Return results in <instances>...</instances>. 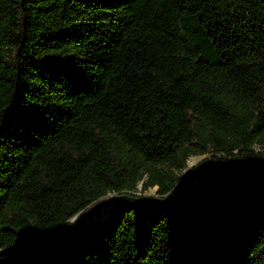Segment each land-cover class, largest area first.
Instances as JSON below:
<instances>
[{
    "label": "trees",
    "instance_id": "trees-1",
    "mask_svg": "<svg viewBox=\"0 0 264 264\" xmlns=\"http://www.w3.org/2000/svg\"><path fill=\"white\" fill-rule=\"evenodd\" d=\"M204 156L264 161V0H0V252L172 195ZM22 264H264V167Z\"/></svg>",
    "mask_w": 264,
    "mask_h": 264
},
{
    "label": "water",
    "instance_id": "water-1",
    "mask_svg": "<svg viewBox=\"0 0 264 264\" xmlns=\"http://www.w3.org/2000/svg\"><path fill=\"white\" fill-rule=\"evenodd\" d=\"M254 167H264V161H250L238 164H228L211 167L207 166L200 168L190 176L188 182L185 184L181 192L176 194L173 198L163 201L142 199L130 194L109 195L108 197L96 203L92 207V209L86 214L85 220L90 218V222L88 224L86 223L87 225L82 230H80L77 234L71 236L66 241L56 245L38 248L32 252H27L20 256L13 257L12 259H5L0 257V264H22L51 255L52 253L58 251L60 248L67 246L71 242H75L77 240L82 239L83 237L87 236L90 232H92L95 228L100 226L103 221V213H105V211L110 208L113 210L123 206L138 208H166L172 206H179L186 202L191 193L201 182L227 173L245 171Z\"/></svg>",
    "mask_w": 264,
    "mask_h": 264
},
{
    "label": "rangeland",
    "instance_id": "rangeland-1",
    "mask_svg": "<svg viewBox=\"0 0 264 264\" xmlns=\"http://www.w3.org/2000/svg\"><path fill=\"white\" fill-rule=\"evenodd\" d=\"M204 158H205V156L204 157H192V158H190L189 161H188V169H194L195 171L199 170L200 169V165L202 164V160ZM185 173H186V171L183 172L181 177H183ZM183 188H184V186L183 187L182 186H178L176 188V191L172 195H169V196H167L165 198H161L157 194V188H152V189H149L146 192H142V184H140L138 186V191L136 192V194H137V196H141L143 199L154 200V201H163V200H168V199L173 198L176 194L181 192L183 190ZM109 213L105 214L103 216V218H106ZM75 220H76V218L74 220H71L70 222L72 223ZM90 220L91 219L88 218V219L84 220V223L88 224L90 222ZM70 234H71L70 228L67 227V226H62L60 229H58L57 231L52 233L50 235V237H48L47 240L41 245L40 248L62 243V242L66 241L67 239H69L71 237ZM36 249H38V248H34L33 249L32 246H29L27 248L16 247L14 250H12L10 252H0V257L1 258H5V259H12L13 257L20 256V255L25 254L27 252H32V251H34Z\"/></svg>",
    "mask_w": 264,
    "mask_h": 264
},
{
    "label": "bare ground",
    "instance_id": "bare-ground-1",
    "mask_svg": "<svg viewBox=\"0 0 264 264\" xmlns=\"http://www.w3.org/2000/svg\"><path fill=\"white\" fill-rule=\"evenodd\" d=\"M111 210H112L111 208L108 209V210H106L105 213H103V216H104L105 214H107L108 212H110Z\"/></svg>",
    "mask_w": 264,
    "mask_h": 264
}]
</instances>
